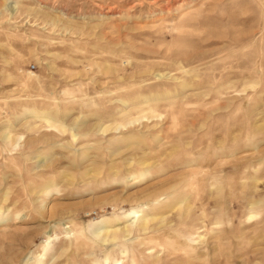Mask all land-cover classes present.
<instances>
[{"label": "rangeland", "instance_id": "obj_1", "mask_svg": "<svg viewBox=\"0 0 264 264\" xmlns=\"http://www.w3.org/2000/svg\"><path fill=\"white\" fill-rule=\"evenodd\" d=\"M0 264H264V0H0Z\"/></svg>", "mask_w": 264, "mask_h": 264}, {"label": "bare ground", "instance_id": "obj_2", "mask_svg": "<svg viewBox=\"0 0 264 264\" xmlns=\"http://www.w3.org/2000/svg\"><path fill=\"white\" fill-rule=\"evenodd\" d=\"M134 213H136V212H134Z\"/></svg>", "mask_w": 264, "mask_h": 264}]
</instances>
